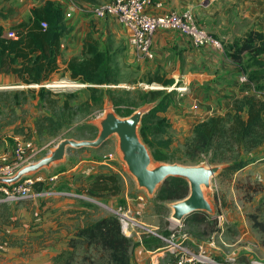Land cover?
Wrapping results in <instances>:
<instances>
[{
    "label": "rangeland",
    "instance_id": "obj_1",
    "mask_svg": "<svg viewBox=\"0 0 264 264\" xmlns=\"http://www.w3.org/2000/svg\"><path fill=\"white\" fill-rule=\"evenodd\" d=\"M111 66L116 71L117 83L101 87L100 104L90 98L86 85L68 78L55 77L44 83L56 93L53 108L34 105L35 97L31 94L27 102L14 106L12 89H0V164L3 157L13 160L16 138L32 143L37 153L33 161H37L63 139L94 140L97 135H91V127L99 130L95 122L102 117L104 109L112 108L118 117L125 118L122 116L127 108L135 112L145 105L139 102L138 95L156 88L168 93L166 87L150 84L151 76L135 72L133 67L120 64L115 58L111 59ZM170 95L173 99L178 94L172 91ZM64 102L67 108L63 107ZM176 132L172 128L165 134L149 130L150 144L146 146L153 163L195 166L184 157L185 144L192 136L183 132L176 135ZM166 139L171 141L168 146L158 145ZM116 145L117 139L112 136L99 149L69 148L64 162L31 176L43 178L44 188L71 194L0 204V264H110L105 252L95 246L88 247L76 234L79 229L112 215L108 208L124 206L127 202L134 207L140 205V220L159 235H167L177 225L170 218V202L158 201L156 193L149 198L143 190H138L126 167L112 158ZM224 156L227 160L223 163L211 164L210 156H206L197 165L248 164L238 171L223 169L215 175L206 194L214 214H206L205 223L185 221V218L182 229L195 243L206 247L205 254L219 264H264V142L250 152L234 150ZM113 172L118 176L120 193L115 195L114 189L98 197L86 193L93 175ZM52 177L56 180L51 181ZM139 194L145 197L144 204L136 202ZM218 216L222 219L217 220ZM148 236L152 238V249L163 247L151 234ZM163 259L160 264H169L168 255Z\"/></svg>",
    "mask_w": 264,
    "mask_h": 264
},
{
    "label": "trees",
    "instance_id": "obj_2",
    "mask_svg": "<svg viewBox=\"0 0 264 264\" xmlns=\"http://www.w3.org/2000/svg\"><path fill=\"white\" fill-rule=\"evenodd\" d=\"M64 13L56 2L48 1L40 8L33 9L29 19L22 23L23 30L8 38L0 27V73L12 74L19 80L17 85L28 87L38 85V88L13 89L12 103L19 106L28 101V94L38 97L43 106L54 107L56 94L41 85L52 81V75L58 73L57 57L59 55L60 39L66 32ZM42 23L45 27H42ZM224 55L239 66L255 91L264 92V32L252 30L244 37L231 41H221ZM61 78H68L87 86L90 98L100 104L103 100L102 86L117 83L116 71L111 66L110 57L99 51L93 45H84L82 58L72 59L66 68L60 72ZM158 83L170 87L174 81L154 77L149 83ZM250 92V85H243ZM172 92L151 90L138 95L141 104L157 102V105L141 122L139 130L142 141L149 145L147 134L151 129L154 134H165L170 128L169 120L164 114L170 104ZM67 102L63 107L67 108ZM119 114V110H116ZM128 117L134 110L123 111ZM98 130L91 127V135L96 136ZM170 139L159 141L158 145L168 146ZM264 142V101L254 93L244 95L233 103V112L223 116L210 117L199 122L193 128L192 138L185 144L184 157L190 165H197L201 159L209 157L211 164L225 162L227 152L234 150L250 152ZM160 160L159 156L153 155ZM248 162L231 163L224 172H234L244 168ZM117 174L98 173L92 176V181L86 193L92 197L103 196L114 189V194L120 193ZM43 185H35L37 191ZM156 199L160 202L181 200L188 194V185L183 179L169 178L157 190ZM207 215L195 213L186 218L196 223H205ZM77 237L89 246L100 248L107 254L110 264H131L130 250L132 240L121 232L120 223L113 215L105 216L77 231Z\"/></svg>",
    "mask_w": 264,
    "mask_h": 264
},
{
    "label": "crops",
    "instance_id": "obj_3",
    "mask_svg": "<svg viewBox=\"0 0 264 264\" xmlns=\"http://www.w3.org/2000/svg\"><path fill=\"white\" fill-rule=\"evenodd\" d=\"M48 1L59 4L66 27L57 57L59 72L52 75V80L60 77V72L69 61L82 58L84 45H93L110 59L115 58L120 64L133 67L135 72L151 76V79L159 77L186 83L188 92L176 95L167 111L160 115L169 120L170 128L191 136L199 122L233 112L234 101L251 93L245 91L239 81L243 75L239 66L224 55L222 48H196L177 33L157 32L152 41L154 58H142L129 44V32L117 19L94 15L93 7L112 0H0V27L4 35L23 30L20 25L29 19L31 11ZM155 1L161 6H148L146 12L149 15L160 16L169 11L189 9L196 20L220 42L244 37L252 30L264 32V0ZM18 83L16 76L0 73L1 90L19 89ZM3 84L10 85L3 87ZM33 103L42 106L38 97L34 98ZM131 240V264H160L164 261L158 248H151L153 243L150 236H143L141 245L135 238Z\"/></svg>",
    "mask_w": 264,
    "mask_h": 264
},
{
    "label": "built area",
    "instance_id": "obj_4",
    "mask_svg": "<svg viewBox=\"0 0 264 264\" xmlns=\"http://www.w3.org/2000/svg\"><path fill=\"white\" fill-rule=\"evenodd\" d=\"M151 5L161 6L155 0H112L109 3L93 7V13L98 18L111 16L117 19L129 32V44L131 47L146 60L154 58L152 41L154 35L159 31L177 33L187 38L196 48L205 46L222 48L220 40L209 33L196 20L191 10L169 11L160 16H153L146 12L147 7ZM42 27H45L44 23H42ZM6 36L15 38L13 32H9ZM239 81L242 85H250V92L264 101V92L255 91L254 86L248 82L245 75H241ZM41 86L50 87L45 84ZM28 87L38 88V85H30ZM188 90L189 86L178 80L170 87H166L168 93L174 91L178 95H183ZM36 155L37 153L33 150L30 141L16 138L14 158L11 161L4 157L2 158L0 177L12 176L18 169L32 162ZM112 158L114 157L112 156ZM50 180L54 181L56 178L52 177ZM44 182L41 177H26L14 185L0 184V204L25 199L54 198L71 194L65 191L52 190L49 187L48 189L43 188L41 191H37L35 185L38 183L43 185L45 184ZM136 202L144 204L145 197L140 194L137 195ZM139 206L133 207L127 203L124 206L119 205L115 208H108L119 221L121 231L126 237L135 238L138 244L141 245L144 234L142 232L145 231L148 235L151 234L163 244V247L158 248V252L162 253L163 256L168 255L170 258L169 264H219L217 263L218 261L205 254L204 248L206 247L195 243L183 231L181 223L175 225L167 235H159L149 230L140 220L142 210ZM221 219L222 216L217 217V220Z\"/></svg>",
    "mask_w": 264,
    "mask_h": 264
},
{
    "label": "water",
    "instance_id": "obj_5",
    "mask_svg": "<svg viewBox=\"0 0 264 264\" xmlns=\"http://www.w3.org/2000/svg\"><path fill=\"white\" fill-rule=\"evenodd\" d=\"M156 105L157 102L145 104L125 118L118 117L112 108L104 109L102 117L95 122L99 130L94 140L63 139L45 157L24 165L12 176L0 177V184L14 185L23 178L31 177L43 169H49L54 164L64 162L69 148L75 150L99 149L107 139L115 136L117 145L116 153L113 155L114 159L126 167V171L134 179L137 189L143 190L149 198L157 193L159 187L169 178L183 179L187 183V196L168 204L171 209V220L180 224L185 218L195 213L213 215V206L206 197L210 189V181L229 165L183 166L153 163L149 150L140 137L139 130L143 117Z\"/></svg>",
    "mask_w": 264,
    "mask_h": 264
}]
</instances>
